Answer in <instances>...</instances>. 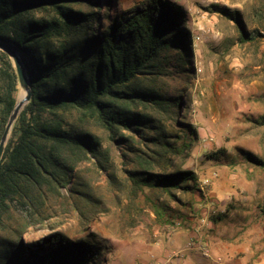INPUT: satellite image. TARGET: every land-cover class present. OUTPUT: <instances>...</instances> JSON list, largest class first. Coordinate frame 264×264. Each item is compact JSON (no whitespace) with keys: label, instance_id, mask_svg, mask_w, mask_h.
I'll use <instances>...</instances> for the list:
<instances>
[{"label":"trees","instance_id":"obj_1","mask_svg":"<svg viewBox=\"0 0 264 264\" xmlns=\"http://www.w3.org/2000/svg\"><path fill=\"white\" fill-rule=\"evenodd\" d=\"M118 1L0 0V43L20 58L32 92L0 160V264L99 263L102 249L94 240L61 231L38 240L25 235L42 225L46 213H55L54 202L63 206L57 203L62 191L82 194L83 164L111 167L112 146L121 152L135 196L156 188L175 199L172 191L197 185L190 171L156 172L161 160L169 163L170 155L188 147L170 140L176 136L167 133L165 121L195 135L178 121L181 96L167 94L156 82L170 52L177 61L190 56L186 15L169 0H144L126 10ZM232 18L240 42L252 40L241 18ZM17 92L12 61L0 50V136ZM87 123L99 134L86 129ZM246 157L264 167V161Z\"/></svg>","mask_w":264,"mask_h":264},{"label":"rangeland","instance_id":"obj_2","mask_svg":"<svg viewBox=\"0 0 264 264\" xmlns=\"http://www.w3.org/2000/svg\"><path fill=\"white\" fill-rule=\"evenodd\" d=\"M169 1L186 15L191 52L183 61L170 52L156 82L167 94L181 96L178 121L195 135L165 121L167 133L180 137L170 140L188 147L170 155L169 163L161 160L156 172H193L195 189L172 191L175 199L156 188L133 195L121 152L112 146L111 167L101 171L83 164L79 190L84 195L62 191L57 203L63 206L54 202L55 213H46L25 239L61 231L94 240L102 249L98 264H150L173 234L188 231L190 241L209 250V258L198 256L209 264H264V167L246 157L264 161V0ZM118 2L126 10L144 0ZM232 16L241 18L252 40L240 42ZM84 126L99 134L96 126ZM174 252L166 257L175 258L179 250Z\"/></svg>","mask_w":264,"mask_h":264},{"label":"water","instance_id":"obj_3","mask_svg":"<svg viewBox=\"0 0 264 264\" xmlns=\"http://www.w3.org/2000/svg\"><path fill=\"white\" fill-rule=\"evenodd\" d=\"M0 50L6 52L10 60L12 61L17 77V88H18V95L16 97L15 106L8 116L7 122L0 136V160H1L6 143L10 137L12 128L18 118L19 113L24 108V106L30 101L32 92L30 85L28 83L25 68L22 62L20 61V58L16 54V52H14L12 49L8 48L6 45L1 43H0Z\"/></svg>","mask_w":264,"mask_h":264},{"label":"crops","instance_id":"obj_4","mask_svg":"<svg viewBox=\"0 0 264 264\" xmlns=\"http://www.w3.org/2000/svg\"><path fill=\"white\" fill-rule=\"evenodd\" d=\"M191 239H193V237L188 231H181L173 234V236L161 246L162 248L157 250V257L153 258L150 264H209L201 258L202 256L198 257L201 254L198 250L190 251L186 249ZM169 250L172 251V254L175 253L174 251L178 253V250L179 253L175 258H167L166 255Z\"/></svg>","mask_w":264,"mask_h":264},{"label":"built area","instance_id":"obj_5","mask_svg":"<svg viewBox=\"0 0 264 264\" xmlns=\"http://www.w3.org/2000/svg\"><path fill=\"white\" fill-rule=\"evenodd\" d=\"M169 237V236H168ZM187 250H198L203 257L209 258L210 253L206 246L199 242L190 241L186 247Z\"/></svg>","mask_w":264,"mask_h":264}]
</instances>
